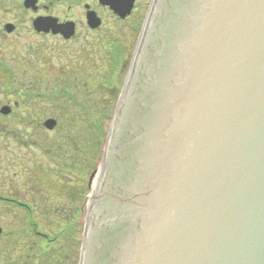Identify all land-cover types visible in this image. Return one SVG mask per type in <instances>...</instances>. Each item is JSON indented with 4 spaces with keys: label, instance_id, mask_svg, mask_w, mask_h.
<instances>
[{
    "label": "water",
    "instance_id": "water-1",
    "mask_svg": "<svg viewBox=\"0 0 264 264\" xmlns=\"http://www.w3.org/2000/svg\"><path fill=\"white\" fill-rule=\"evenodd\" d=\"M99 167L81 264H264V0L151 1Z\"/></svg>",
    "mask_w": 264,
    "mask_h": 264
},
{
    "label": "flooded vegetation",
    "instance_id": "flooded-vegetation-1",
    "mask_svg": "<svg viewBox=\"0 0 264 264\" xmlns=\"http://www.w3.org/2000/svg\"><path fill=\"white\" fill-rule=\"evenodd\" d=\"M151 1L0 0V82L6 80L10 84L9 89L7 83L3 87V83L0 84V97L6 98L0 101V125H9L15 117V125L22 129L38 128L40 123L32 116L27 117L29 120L18 118L20 107L8 94L22 95L21 90L11 88L12 83L31 78L37 79L30 80L37 89L38 77L54 70V49L48 44L50 41L74 47L72 52L77 56L105 47L119 49L127 33L138 29L140 34ZM61 30H65V34L55 33ZM37 39L41 40V45L34 42ZM127 72L121 77L123 81ZM114 74L112 71L111 77ZM45 91L49 93L48 89ZM24 96L31 100L37 97L31 91ZM4 109L6 113L2 112ZM50 119L44 120L43 127ZM30 176L29 183L33 177L34 183H44L36 173ZM71 177L73 181L66 182L57 195V203L61 205L43 202L40 198V206L34 201L35 207L19 199L0 197L1 213L10 216L0 218V264H81L88 183L85 172ZM88 182L90 186L91 180ZM62 189H67L71 195L64 194Z\"/></svg>",
    "mask_w": 264,
    "mask_h": 264
},
{
    "label": "rangeland",
    "instance_id": "rangeland-1",
    "mask_svg": "<svg viewBox=\"0 0 264 264\" xmlns=\"http://www.w3.org/2000/svg\"><path fill=\"white\" fill-rule=\"evenodd\" d=\"M138 32L135 29L127 33L125 43H121L119 49L105 47L84 56L74 54V47L52 40L48 44L54 49V70L38 77V88L34 89L30 80L37 79L32 78L12 83L11 88L24 92L20 96L8 94V98L15 100L20 107L18 118L29 120L27 117L32 116L40 124L35 129H22L15 125L17 120L13 117L9 125H0V197L19 199L30 205L35 201L38 206L40 198L43 202L57 203L60 188L66 182H72L74 177L71 176L81 171L85 172L88 183L87 217L100 169V156L116 106L115 92L121 91L124 82L121 77L130 67L136 49L134 44L138 43L135 41L140 36ZM34 42L42 44L40 39ZM112 71L115 73L113 77ZM4 85L9 89L10 84L6 80L1 86ZM63 88L64 94L60 91ZM29 91L37 97L33 100L25 97ZM0 101H6V98L0 97ZM47 118L57 122L52 131H47L42 125ZM35 173L44 183H34V177L29 183L30 175ZM61 192L71 195L67 189ZM34 196L35 200L32 199ZM80 203L81 199L77 205ZM4 217L10 216L3 215L0 210V218Z\"/></svg>",
    "mask_w": 264,
    "mask_h": 264
},
{
    "label": "trees",
    "instance_id": "trees-1",
    "mask_svg": "<svg viewBox=\"0 0 264 264\" xmlns=\"http://www.w3.org/2000/svg\"><path fill=\"white\" fill-rule=\"evenodd\" d=\"M60 91H62V94L65 93L64 88H63L62 90H60ZM115 93H117V95H116V97L114 98V101L117 102V99H118V96H119V93H120V92L118 93V92L116 91ZM71 100H72V98H71ZM87 103H88V102H87ZM88 104H89V103H88ZM88 104H87V105H88ZM80 106H82V105H80ZM83 108H85V107H83ZM86 110H87V109L85 108L84 111L86 112ZM101 133H102V132H101ZM103 135H104V133H103Z\"/></svg>",
    "mask_w": 264,
    "mask_h": 264
}]
</instances>
